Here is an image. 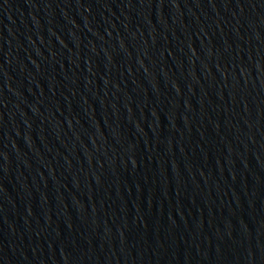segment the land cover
<instances>
[{"label": "water", "instance_id": "water-1", "mask_svg": "<svg viewBox=\"0 0 264 264\" xmlns=\"http://www.w3.org/2000/svg\"><path fill=\"white\" fill-rule=\"evenodd\" d=\"M0 264H264V0H0Z\"/></svg>", "mask_w": 264, "mask_h": 264}]
</instances>
